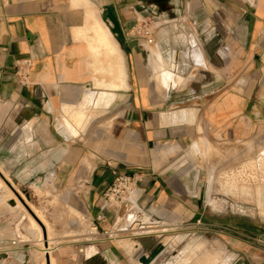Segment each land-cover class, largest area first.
Wrapping results in <instances>:
<instances>
[{
    "label": "crops",
    "instance_id": "0c3cea01",
    "mask_svg": "<svg viewBox=\"0 0 264 264\" xmlns=\"http://www.w3.org/2000/svg\"><path fill=\"white\" fill-rule=\"evenodd\" d=\"M155 1L0 0V171L61 197L104 238L59 244L57 264H136L112 244L114 232L142 230L117 237L134 256L171 235L148 229L213 223L192 147L208 132L264 134V0H183L206 22L201 32L211 39L199 49L222 67L211 78L200 73L208 86L173 90L159 83L154 57L135 36ZM115 172L134 177L143 194L103 209ZM253 236L228 242L237 264H264V232ZM17 239L12 223L0 229V240ZM72 244L84 252L65 247ZM27 253L16 250L8 264H28Z\"/></svg>",
    "mask_w": 264,
    "mask_h": 264
},
{
    "label": "rangeland",
    "instance_id": "374dc122",
    "mask_svg": "<svg viewBox=\"0 0 264 264\" xmlns=\"http://www.w3.org/2000/svg\"><path fill=\"white\" fill-rule=\"evenodd\" d=\"M147 7L149 9L145 8L144 11L148 13L142 23L151 26L157 44L146 46V50L147 56L154 57L156 62L152 70L157 72L159 83L168 90L179 86L195 88L201 83L208 86L210 81L200 79V73H209L211 78L215 75L216 68H221L222 65H211L213 51L199 49L200 44L204 45L211 39L209 34L201 32L200 27L206 22L193 17L189 6L183 0H157L149 3ZM168 42L172 46L170 49L158 48L161 44L165 47ZM162 51H166L165 54ZM174 51H185L184 58L181 57L185 61L181 66L182 74L173 73L167 68L165 59L168 60L169 54ZM83 118L84 114H80L77 120L81 122ZM199 142L191 149L192 154L198 156L192 164L201 174L206 190H209V204L213 209L208 207V212L212 214L213 223L200 221L195 224L163 225L148 229H166L171 235H163V239L155 240L147 251L134 256L132 248L119 242L117 237L142 230H137V227L131 232H114L112 244L124 248L136 264H142L140 258L145 254L151 257L160 246H164V250L153 258L151 264H237L228 242L250 241L254 233L264 232V190L261 191L264 189V162L260 160L264 151V134L245 140H229L208 132ZM10 178L49 224L52 247L88 239H95L99 244L104 239L81 212L61 202V197L43 190L38 192L39 184L28 185L18 182L16 178ZM7 190V187L0 190V229L12 223L18 237L14 241L19 243L15 248L27 250L28 264H44V257L37 250L42 247L38 231L30 226L31 221L25 210L20 207L9 208L7 204H12L13 200L9 201ZM12 242L0 240V264H8L13 259L16 250L7 253L8 245ZM100 245L104 248L111 243L101 242ZM29 246L32 247L31 250L28 249ZM65 247L74 248L78 252L82 249L81 244Z\"/></svg>",
    "mask_w": 264,
    "mask_h": 264
},
{
    "label": "built area",
    "instance_id": "2783aa9c",
    "mask_svg": "<svg viewBox=\"0 0 264 264\" xmlns=\"http://www.w3.org/2000/svg\"><path fill=\"white\" fill-rule=\"evenodd\" d=\"M135 36H138L142 40L145 46H155L157 43L156 36L151 28L146 23H141L137 26L135 30ZM115 180L113 184L107 189L104 194L103 209L109 208L111 206L120 207L123 203L127 202L134 205L142 197V190L138 186L137 180L134 177L120 174L115 172ZM97 230V228H94ZM19 243L13 241L8 245L9 249L7 253H12L17 250Z\"/></svg>",
    "mask_w": 264,
    "mask_h": 264
},
{
    "label": "bare ground",
    "instance_id": "6f19581e",
    "mask_svg": "<svg viewBox=\"0 0 264 264\" xmlns=\"http://www.w3.org/2000/svg\"><path fill=\"white\" fill-rule=\"evenodd\" d=\"M102 41H106L107 42V37H103ZM167 44V43H166ZM167 46V45H166ZM110 49V48H109ZM170 49V48H169ZM165 50V48H164ZM164 52V51H163ZM166 52V51H165ZM185 52V51H184ZM184 52H178V51H174V53H170L169 54V58L168 60L165 59L166 65L168 70H171L173 73H178V74H182V70H181V66L179 63V60L181 57L184 58ZM112 54V53H110ZM167 56V55H165ZM186 58V57H185ZM186 60V59H185ZM182 61V59H181ZM187 61V60H186ZM183 64V63H182ZM185 64V63H184ZM185 71V70H184ZM110 84V83H109ZM102 85V84H101ZM100 85V86H101ZM122 86V85H121ZM111 87L117 88L116 85H111ZM110 87V88H111ZM1 172V171H0ZM2 174V173H1ZM3 175V174H2ZM4 176V175H3ZM4 178L11 183V186L14 188V184L13 182L9 181L5 176ZM4 187H7V194L9 195V201H12L16 204L17 207H20V209L25 210L30 221H31V227L34 226V229L36 228V230L38 231L39 237H40V243L42 245V247L37 248V250L42 254V256L44 257V264H57L56 262V258L53 256V251H54V247H52V238H51V234L47 233L46 230V238L44 236V232L42 227L40 226V224L36 221V219L28 212V210L25 208V206L23 205V203L19 200V198L16 196V194L14 193V191L6 184L5 180L1 177L0 175V190L3 189ZM15 190V188H14ZM16 191V190H15ZM17 192V191H16ZM19 194V196L24 200V202L31 208V210L35 213V215L38 217V219L43 223V225L45 224L48 227V224L46 223V221L44 220L43 216L39 214V212H37L25 199V197L20 193L17 192ZM44 225V226H45ZM49 228V227H48ZM46 229V227H45ZM20 236H22L23 238H25V235H23L21 232H19ZM155 235V234H154ZM153 235V236H154ZM144 236V235H143ZM150 237V236H149ZM140 238V237H139ZM152 238V237H151ZM146 239V238H145ZM91 239H88L86 241H82L81 244L84 245L87 242H90ZM147 242V241H146ZM57 244V243H56ZM84 248L82 247V249L80 250L81 252H84ZM48 254L49 256L45 255ZM150 255H148L147 257H149Z\"/></svg>",
    "mask_w": 264,
    "mask_h": 264
},
{
    "label": "water",
    "instance_id": "95a60500",
    "mask_svg": "<svg viewBox=\"0 0 264 264\" xmlns=\"http://www.w3.org/2000/svg\"><path fill=\"white\" fill-rule=\"evenodd\" d=\"M1 177L5 180L6 184L14 191V193L16 194V196L19 198V200L23 203V205L25 206V208L28 210V212L36 219V221L40 224V226L43 229L44 232V236L46 238L47 234H46V229L45 226L43 225V223L38 219V217L35 215V213L31 210V208L24 202V200L19 196V194L14 190V188L11 186V184L4 178V176L1 174ZM164 250V246H160L158 248V250L154 253H152L151 257H147V256H143L140 258V262L142 264H151L153 261V258L158 256L162 251ZM49 264V263H48Z\"/></svg>",
    "mask_w": 264,
    "mask_h": 264
}]
</instances>
